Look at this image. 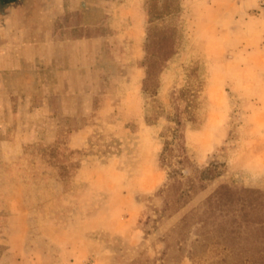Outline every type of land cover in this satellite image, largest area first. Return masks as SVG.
Wrapping results in <instances>:
<instances>
[{"label": "rangeland", "instance_id": "rangeland-1", "mask_svg": "<svg viewBox=\"0 0 264 264\" xmlns=\"http://www.w3.org/2000/svg\"><path fill=\"white\" fill-rule=\"evenodd\" d=\"M81 1L52 54L43 22H0V264H254L256 214L224 204L264 191V0H124L113 22ZM148 48L172 52L154 93Z\"/></svg>", "mask_w": 264, "mask_h": 264}, {"label": "crops", "instance_id": "crops-1", "mask_svg": "<svg viewBox=\"0 0 264 264\" xmlns=\"http://www.w3.org/2000/svg\"><path fill=\"white\" fill-rule=\"evenodd\" d=\"M98 1L97 7L101 8L104 12L103 21H115L117 17L116 9L121 5V1L124 0ZM136 1L141 3V0ZM128 2L132 1L129 0ZM83 5L81 0H6L0 2V22L12 23L13 25H15V23L20 25L22 22L31 20L32 23L36 21L43 22L44 26L41 30H44V36L47 38L45 44L47 48L46 51L52 54L54 47L59 46V50L62 51L67 45V42L63 40L65 33H63L62 26L67 16L73 17L77 10H79V7ZM124 6L126 5L122 4L120 8ZM136 17L139 19V16ZM97 22L99 23V21ZM91 23L92 22H82L81 26L95 25ZM34 29L35 27L32 26V32ZM84 40L89 47L96 42V38L94 37L93 39L86 38Z\"/></svg>", "mask_w": 264, "mask_h": 264}, {"label": "trees", "instance_id": "trees-1", "mask_svg": "<svg viewBox=\"0 0 264 264\" xmlns=\"http://www.w3.org/2000/svg\"><path fill=\"white\" fill-rule=\"evenodd\" d=\"M151 37V33H150ZM172 55V52H162L161 50H152L147 49V56H146V66H147V75L144 80V89L148 92L154 93L156 88V76L157 73L160 72L163 68L164 63L167 59ZM195 102V97L190 99L189 102V113H192V108ZM176 126L172 128L171 136L172 142L167 141L166 148L162 154L163 160H166V153L169 149V145L171 143H175L178 146V149L184 150L186 149L184 145V134L182 131V127L184 125L183 120L179 117V114L173 116ZM195 119V118H194ZM189 120H193L192 115L189 116ZM186 154L184 155V158ZM177 169H172L170 175L175 176L177 173ZM212 172V168L208 167L207 169L202 171L204 176H208ZM227 196L225 200V206L227 215H230L232 220L231 223L234 221V217L238 215V212L241 215V219L243 216L245 218L253 212L256 214L255 223L260 225L262 232L259 233L258 236L255 237L254 240V248L256 249L255 254L251 257H248L245 261L252 262L254 264H264V191L261 189H247L242 188L239 191L236 189L227 190ZM240 204V205H237ZM248 223L250 220L245 219ZM250 225V223H248ZM233 226V224H232ZM231 226V227H232Z\"/></svg>", "mask_w": 264, "mask_h": 264}]
</instances>
